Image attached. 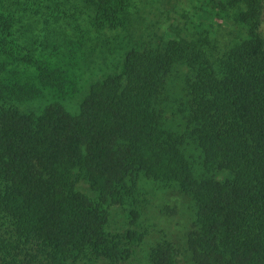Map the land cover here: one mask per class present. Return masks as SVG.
I'll list each match as a JSON object with an SVG mask.
<instances>
[{"label":"trees","instance_id":"obj_1","mask_svg":"<svg viewBox=\"0 0 264 264\" xmlns=\"http://www.w3.org/2000/svg\"><path fill=\"white\" fill-rule=\"evenodd\" d=\"M190 6L0 0V264L126 262L172 195L203 264H264V0Z\"/></svg>","mask_w":264,"mask_h":264},{"label":"rangeland","instance_id":"obj_2","mask_svg":"<svg viewBox=\"0 0 264 264\" xmlns=\"http://www.w3.org/2000/svg\"><path fill=\"white\" fill-rule=\"evenodd\" d=\"M195 1L197 2V0ZM200 1L202 2V0ZM190 3L191 0H183V6L186 10L191 9ZM197 5L200 6V4ZM155 6L159 7V10L152 13L151 18H154L153 20L156 26L164 28L165 25L169 24L165 22L166 18H163L166 17L162 11H165L164 4L160 5L159 2L155 3ZM200 8L201 6L199 9ZM171 15H173L172 18L175 17V19L169 20L171 25H173L174 20H176V15ZM43 27L42 24L38 25V28H36L34 32L40 39L43 38L45 34L41 31L44 30ZM171 29L172 28H170L169 31L173 33ZM73 99L75 101L72 102L71 106L73 108H71V111H77L82 97H75ZM77 180L78 179L75 180L76 188L81 190L82 193L90 195L89 188ZM191 211L192 209L182 196L172 195L166 198L165 203L159 198H150L147 216L145 215L146 218L143 217L144 234L140 240L135 241L133 244L132 257L126 262H120V264H151V251L160 246L164 248L171 247L173 252L178 253L176 264H203L197 254L196 240L199 232L191 215ZM112 217L115 223L125 228L127 216L122 208H117L113 212ZM97 264L109 263L107 261H99Z\"/></svg>","mask_w":264,"mask_h":264}]
</instances>
